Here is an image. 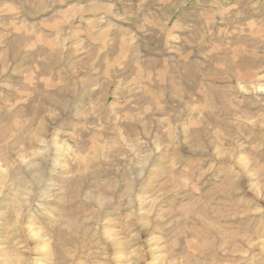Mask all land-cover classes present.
I'll return each instance as SVG.
<instances>
[{
  "label": "rangeland",
  "instance_id": "rangeland-1",
  "mask_svg": "<svg viewBox=\"0 0 264 264\" xmlns=\"http://www.w3.org/2000/svg\"><path fill=\"white\" fill-rule=\"evenodd\" d=\"M0 264H264V0H0Z\"/></svg>",
  "mask_w": 264,
  "mask_h": 264
},
{
  "label": "bare ground",
  "instance_id": "bare-ground-1",
  "mask_svg": "<svg viewBox=\"0 0 264 264\" xmlns=\"http://www.w3.org/2000/svg\"><path fill=\"white\" fill-rule=\"evenodd\" d=\"M23 32V31H22ZM249 251V250H248ZM248 251H246V253L248 252ZM215 254V253H214ZM226 256V255H225ZM213 258V257H212ZM214 259H215V257H214Z\"/></svg>",
  "mask_w": 264,
  "mask_h": 264
}]
</instances>
